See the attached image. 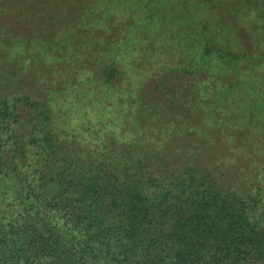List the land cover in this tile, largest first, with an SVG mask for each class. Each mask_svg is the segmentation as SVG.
Here are the masks:
<instances>
[{"label":"trees","instance_id":"1","mask_svg":"<svg viewBox=\"0 0 264 264\" xmlns=\"http://www.w3.org/2000/svg\"><path fill=\"white\" fill-rule=\"evenodd\" d=\"M0 24V264H264V96L249 93L247 114L234 100L226 110L231 89L215 100L216 82L204 80L202 111L187 116L179 103L154 129L118 131L134 139L99 130L87 142L88 126L82 136L59 128L69 110L56 106L86 80L36 96ZM214 60L228 76L229 60ZM100 75L99 86H115L119 73L107 65ZM179 134L194 143L169 138Z\"/></svg>","mask_w":264,"mask_h":264},{"label":"rangeland","instance_id":"2","mask_svg":"<svg viewBox=\"0 0 264 264\" xmlns=\"http://www.w3.org/2000/svg\"><path fill=\"white\" fill-rule=\"evenodd\" d=\"M3 2L0 13L6 15H0V23L8 22L10 31L3 32L7 45L12 57L21 50L25 83L40 90L36 96L49 88L66 87L67 81L86 80L77 84V89L66 87L65 94L57 97L56 106L69 110L59 128L73 129L82 136L78 130L88 126L89 132L83 134L87 142L102 137L99 130H112L119 137L127 135L134 139L118 131L137 134L136 130H142L146 123H153L154 129L175 112L179 103L187 116L195 108L202 111L205 106L197 104V99L204 80L208 87L216 82L217 88H210L212 94L209 93L215 100L220 90L231 89L230 103L223 107L226 110L234 100L233 108H245L243 113L247 114L248 107H252L248 104L249 93L256 90L264 96V79L257 77H264L263 67L259 66L264 65V0ZM79 29L84 37L77 35ZM223 47L236 55L234 59L221 50ZM205 49L207 52L201 54ZM217 53L223 61L229 60L222 67L228 68V76L219 71L214 60ZM73 61L77 70L69 68ZM107 65L114 66L119 73L117 79L112 77L115 86L97 84L101 80L100 70ZM85 66L90 71L80 69ZM245 72L247 76L243 75ZM243 85L246 88L240 90ZM175 101L176 106L156 114ZM192 134L198 138L191 137L193 141L204 140L201 132ZM187 137L179 134L169 138L178 143H194ZM137 138L150 142L145 137ZM171 144L174 145H167ZM237 169L240 174L242 169Z\"/></svg>","mask_w":264,"mask_h":264}]
</instances>
